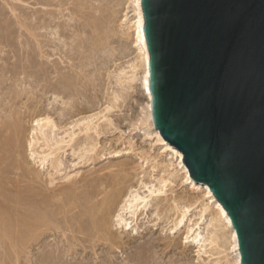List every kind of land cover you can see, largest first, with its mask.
<instances>
[{
    "label": "rangeland",
    "instance_id": "rangeland-1",
    "mask_svg": "<svg viewBox=\"0 0 264 264\" xmlns=\"http://www.w3.org/2000/svg\"><path fill=\"white\" fill-rule=\"evenodd\" d=\"M82 5L84 7H81ZM126 5L128 6V0H80V2L78 0H75V2L74 0H0V121L4 119L6 120L4 122L1 121V124L7 122L8 119H10L9 115L15 113L18 118L17 120L21 121L20 124L22 125L23 130L27 133L30 128L29 120H31L30 118L32 116L36 117L37 115L38 117L39 115V117H43V115H48L51 119H53L52 121H54V123H56L59 128L64 126L63 129L66 130L67 128H69L68 123H71V121H74L81 116L97 114V112L101 113L97 115L96 120H94V123L98 124V134L95 137L94 135H92V137L94 138V142L96 143L95 149L97 150H95L96 152L94 151L95 154L93 153L94 160L92 159L91 161H87L83 158V160L79 158L81 155V153H79V149L82 147L84 141V137L82 135H79V137L73 144L75 147L65 148L66 151H64L61 155L62 164L59 170L60 173H58V175L53 174L48 168V165H44L43 169L37 168V166L34 165L29 159V157H26L27 153L23 152L25 150H20L21 152L19 151V156L17 155V157H15L12 155V157H9V160L7 159L5 165L2 166L5 167V173L7 175L5 176L6 179H11L10 181L7 180L8 182H10L8 183V186L14 184L12 187L16 189L15 185L18 184L21 187L17 188V192L18 194H20L21 198L24 199V202L32 201L31 204L33 202H35L36 204V201L39 200L41 201L40 204L46 205V210L51 207L47 212L49 214L53 213L54 215L58 210V207L60 209L63 206L62 204H64V202L66 204L68 200L67 196L71 192L76 194V192L79 191L76 195H81L82 197L81 193L84 191V189L87 190V187L89 190L92 189L96 186L97 182L100 181V179V182L107 180L105 178L107 175H109L108 173L111 172L115 174V172L117 173L119 171V168L117 167L122 166V168H120L122 170L117 173L118 175H120V177L122 174V177H126L127 175V177L125 178L128 180L125 181V185L127 184V186H135L138 179L143 180V182H145L146 184L150 182L155 185L156 179H158V177H160L161 175L166 176L170 173L173 175V178L175 180L173 182V185L171 187H168L167 190L172 189V195H182V198H193V200L196 201V203H194V205L189 209L187 219H191L195 222L198 218L197 211L200 208V204L203 203L208 205L209 210H207L206 214L203 217V220L199 223L200 231H202L201 229H203L204 232V226H206L204 223L207 224L209 216L208 213L213 212L212 200L206 197L207 195H205L204 188H202L201 185H199L192 179L187 182L181 180L184 175L177 165L178 159H176V157H174L169 151L167 152V150L164 149L161 143L156 141L154 129L148 124H144V122L142 121L141 118H143L144 116V111L142 109L144 107V102H146V96L143 93V90H141L142 88L139 86V83L133 82L130 85L126 84V86L124 83L120 85L117 83L119 78H125V76H122L124 73L129 74L128 66L131 62L135 61V57L137 56V49L133 45L134 43L132 42V37L128 35L126 31L125 26H127V21H124L125 19L123 20V15L126 14L127 19H131L130 16L132 15V13L129 12L131 11L130 7L128 8ZM81 8L82 10H80ZM108 8L110 9L111 13L109 12ZM79 10L81 12H79ZM79 13L81 16L79 15ZM59 14L61 16H58ZM72 14H74L75 16L73 17ZM105 14L109 15L106 16ZM82 15L84 16L82 17ZM91 16L95 17V19L97 20H95ZM69 17H73L72 20ZM99 17L100 23L98 24ZM92 18L99 26H102L100 25L101 22H105L103 24L105 26L103 27L106 28V36L108 38L110 37L109 40L106 39L107 42H109L107 45L108 47H106L107 49H109V55L111 54L110 57L109 55L108 57L107 55L103 56L104 54L100 51L98 52L99 54L95 53V57L92 56L93 53L89 54L93 52L94 49H92V45H90L91 48L89 46L90 39H92L90 37L91 26H89V19ZM54 19H57L58 21ZM69 19L70 22L72 21L71 23H68ZM41 20L43 21V23L41 22ZM109 21L112 24L109 25ZM65 24L68 26H65ZM29 26L30 28L33 27L32 29L37 28L36 30L38 33L35 32L37 36L36 40H39V42L41 43L40 44L38 42V45H40L39 47L41 49L38 48V46L35 44V40H33L30 36L28 32V30H30ZM57 27L59 28L57 29ZM56 29L57 33L54 32L55 35H52L54 34L53 30L56 31ZM63 29L67 32H64ZM108 30L109 32H107ZM58 31L60 32L61 36H59ZM110 31H113V35L110 34ZM124 34L127 36H125ZM67 35L68 37H66ZM53 36H55L56 39L58 37L59 40L57 39L58 41H56V39H54L55 37L53 38ZM60 42L62 43L60 44ZM77 42H79L78 46ZM90 43L92 44V42ZM63 44L67 45V47H64ZM61 45L63 46V48ZM68 47L69 49H71L67 53V51L65 50H68ZM72 47H75L77 51ZM39 49L41 51H38ZM39 52H42V54L45 53V55L42 57V54H40ZM87 53L89 54L90 58L87 57ZM67 54H70L71 59H69L70 57ZM66 55L67 57H65ZM85 57H87L88 59L86 58V60ZM92 57L94 59H92L94 62H90ZM105 57H107V59H105ZM86 61H88V64ZM81 63L84 64L82 65ZM89 64L91 66H87ZM85 68L88 71L86 73L88 75L85 74ZM96 68L97 70H95ZM58 71H60V73ZM91 74L93 76L91 77L94 78L93 80H95V82L93 81L95 85H91V81L89 84H86V81L89 82L88 77L90 79L89 75ZM61 77L66 79L64 80ZM71 82L72 85H74L75 83L76 84L74 86H70ZM91 86H93V88ZM17 91L18 94L21 92L22 94H19V96L17 94V96L20 98L17 99L18 97H15L17 99L16 100L12 96H15V92ZM53 91L54 93H52ZM115 93L118 94L121 98H119L116 103L112 102L111 109H109V111H106L105 107L107 105L108 99L111 100V97L113 96L112 94ZM69 100L72 104L69 103ZM63 103L67 104L66 107L63 105ZM72 105L74 106L73 108L75 110L73 108L72 110L71 108L68 109ZM61 108L63 109L61 110ZM73 111H75L76 113ZM2 115H5L7 119ZM105 121H107L108 123ZM25 132L24 134H26ZM16 160L22 162L20 163L18 161V164L15 163L17 162ZM22 163L24 166L22 165ZM12 164L13 166H11ZM28 167L29 170H25ZM36 170L37 172H35ZM26 171L30 172L28 175L34 172L32 173L33 175L31 174L34 179L35 173L37 174L39 172L37 176L40 174V176L38 177L40 180L38 179L37 181L35 179V181L33 179L31 181L30 179H32V176L29 179H26L28 176L26 175ZM73 173H78L77 178L73 180V182L75 181L74 183H76L77 181L78 185L74 183L72 184L71 181L65 182V184L60 180L62 177H64V175L66 176ZM49 174L52 175V178L54 180L52 185H49L47 183L49 182ZM174 175L177 176V178H175ZM102 177L104 180L102 179ZM20 178L23 180H20ZM96 178L100 179L98 180ZM12 180L14 182H12ZM23 181H25L27 184ZM82 181L83 183H81ZM18 182L21 184H19ZM35 182L38 184H36ZM29 183H34V187H31L32 189L29 188L32 185H28ZM63 183L65 185H67L68 183L69 186H64ZM62 185L64 186V188L62 187ZM81 185L82 190L79 189ZM41 187L43 188L41 189ZM33 189H35V192ZM44 189L45 191H43ZM63 191L64 194L62 193ZM66 191H68L69 194L65 193ZM34 194L37 200L33 196ZM167 194L168 196H170L169 192ZM61 195L64 196L60 197ZM44 197L46 198V200H44ZM60 198H63L64 201L60 200ZM27 199L29 200L27 201ZM57 201L59 203H57ZM48 203L50 206L47 207ZM55 205H57L58 207L56 206L57 208H55ZM70 215L68 217L66 216L67 219L66 217L63 218L60 215H58L59 217L57 216L58 218H60L59 222L61 223H58L57 225L58 228L56 230L58 235L55 234V231H49L50 233L47 231V234L42 233L41 235L43 236H39L36 242L28 244L29 246H26L27 248L23 247V249L25 248L24 251L22 250L23 252L20 250L22 248H19L17 250L16 254L18 253L17 255L19 257L13 253L14 250H12L10 243H8V240L3 241L0 239L2 241H0V264H211L212 260L214 261V259L216 260L217 258L220 259L219 264H223V262L224 264H231L233 260L231 247H229V238L227 239V236L229 234L226 230L225 232L227 236L225 232L223 233L221 231L223 233H221L223 237H221V244L218 247V249H220V246H223L221 248L222 251L219 250L222 254H220L219 256L213 255L209 258L211 260L209 261V259H207L208 253H197L198 247H196L195 244H183L182 238H184L185 231L183 225L176 232L174 231V233L171 234V232L168 230V227L171 226V223L169 219V222L166 219L168 216L165 218L164 213L163 215H160L157 221L150 215H146V218L144 219L137 220L136 233L129 235L127 234V232H121V229L117 230V227H115L114 224L111 223L112 221L109 218L104 217L105 219H109L111 221V224L109 223V220H107L108 225H105L106 230L104 228V230L102 231L103 238L101 239V241L100 239L92 240L93 243L87 240V235H84L83 233L84 231L85 233H87V223L86 225H83V220L86 221V218L80 215L79 211L74 213V215ZM78 216H81L79 219L80 221H78ZM58 218H56V221L59 220ZM79 224L81 225V228L83 226L84 228H86L81 229L83 235L79 232ZM21 229L23 230L25 228ZM77 230L79 233L77 232ZM12 231L14 232V230ZM111 234L114 236H112ZM11 235L14 236V233H12ZM110 235L112 237H110ZM104 236L110 237L106 238L108 239V241H106ZM113 240L115 241L113 242ZM112 242L114 244H112ZM207 250L208 247L206 251ZM14 256H16L17 258Z\"/></svg>",
    "mask_w": 264,
    "mask_h": 264
},
{
    "label": "water",
    "instance_id": "water-1",
    "mask_svg": "<svg viewBox=\"0 0 264 264\" xmlns=\"http://www.w3.org/2000/svg\"><path fill=\"white\" fill-rule=\"evenodd\" d=\"M153 125L264 264V0H141Z\"/></svg>",
    "mask_w": 264,
    "mask_h": 264
},
{
    "label": "bare ground",
    "instance_id": "bare-ground-1",
    "mask_svg": "<svg viewBox=\"0 0 264 264\" xmlns=\"http://www.w3.org/2000/svg\"><path fill=\"white\" fill-rule=\"evenodd\" d=\"M35 1V0H34ZM80 2V0H78ZM75 2V0H74ZM37 3V1H36ZM46 3V2H45ZM78 5V4H77ZM79 6V5H78ZM92 6V5H90ZM127 6V5H126ZM81 7H84L83 5ZM100 7V6H99ZM128 8L130 7L129 12L132 13V15L130 16V18H126V14L123 15V20L127 21V26L126 27V31L127 34L130 35L132 37V42L134 43L133 45L136 47V51H137V56L135 57V61L131 62L129 64V74L124 73L122 76H125L124 79H120L118 80V84H122L124 83L125 86L132 84L133 82H138L139 86L142 88L141 90H143V93L146 96V102H144V107H143V118L142 121L144 122V124H148L149 126H151L154 129V134L156 137V141L161 143L164 147L165 150H167V152L169 151L174 157H176V159H178V163L177 165L179 166L180 171H182L183 173V178H181V180L187 182L189 181L191 178L188 174V171L186 169V167L184 166L183 162H182V154L176 150V148H174L173 146H171L170 144H168L167 142H165L161 136L159 135L158 131L155 129L154 125H153V120H152V115H151V108H150V101H151V94L149 92L148 89V74H149V70H148V61H149V55H148V51H147V47L145 44V40H144V34H143V14H142V8H141V0H128ZM93 8V7H92ZM110 8V6H109ZM108 8V9H109ZM86 9V8H85ZM112 9V6H111ZM127 9V8H126ZM77 10V9H76ZM82 10V8L80 9ZM79 10V12H81ZM99 10V9H98ZM116 11V10H115ZM125 11V10H124ZM93 12V11H92ZM110 12V9H109ZM114 12V10H113ZM37 13V12H36ZM59 13V12H58ZM69 13V12H68ZM74 13V12H73ZM77 13V12H76ZM95 13V12H94ZM106 13V12H105ZM111 13V12H110ZM75 14V13H74ZM74 14L73 17L75 16ZM97 14V13H96ZM69 15V14H68ZM80 15V13H79ZM99 15V13H98ZM97 15V16H98ZM106 16L109 14H105ZM116 15V14H115ZM129 15V14H128ZM58 16H61L60 14ZM81 16V15H80ZM84 15H82L83 17ZM87 16V15H86ZM101 16V15H100ZM72 17V18H73ZM81 17V18H82ZM93 17V16H91ZM109 17V16H108ZM111 17V16H110ZM38 18V17H37ZM54 18V17H53ZM65 18V17H64ZM70 18V17H69ZM72 18H70L72 20ZM87 18V17H86ZM95 19V17H93ZM89 19V26H91V32H90V37L92 39H90V42H92V44L89 42V46L92 45V49L93 52L89 53L92 54V56H96L95 53L99 54L98 52L100 51L101 53H103V56L108 57L109 55V49H107V45L109 42H107V40H109V38L106 36V28L103 27L105 25H103L105 22L103 20V23L101 22L99 26L98 24L100 23V17L98 18V24H96L95 20L97 19ZM122 18V17H121ZM34 19V18H33ZM40 19V18H39ZM70 19L68 20V23L70 22ZM77 19V18H76ZM102 19V18H101ZM57 20V19H54ZM79 20V19H78ZM122 20V21H123ZM38 21V20H37ZM58 21V20H57ZM108 21V20H107ZM112 21V20H111ZM41 22L43 23V21L41 20ZM33 23V22H32ZM36 24V23H35ZM34 24V25H35ZM87 24V22H86ZM112 24L109 21V25ZM29 25V24H28ZM27 25V26H28ZM33 25V24H32ZM38 25V24H37ZM46 25V24H45ZM43 25V26H45ZM71 25V24H70ZM76 25V24H75ZM36 26V25H35ZM41 26V25H40ZM49 26V25H48ZM60 26V25H59ZM65 26H68L65 24ZM78 26V25H77ZM88 26V25H87ZM88 26V27H89ZM25 27V26H24ZM37 27V26H36ZM42 27V26H41ZM50 27V26H49ZM55 27V26H54ZM74 27V26H73ZM85 27V26H84ZM102 27V28H101ZM119 27V26H118ZM23 28V27H22ZM26 28V27H25ZM30 28V26H29ZM28 28V29H29ZM33 27L30 28V30H28L30 36L32 37L33 40H35V44L38 46V48H40L38 45L40 42L39 40H36V33L37 32V28L32 29ZM39 28V27H38ZM56 28V27H55ZM59 27H57L58 29ZM64 28V27H63ZM67 28V27H66ZM76 28V27H75ZM80 28V27H79ZM44 29V28H43ZM42 29V30H43ZM57 29L56 31L53 30V33L56 32L57 33ZM68 29V28H67ZM72 29V27H71ZM86 29V28H85ZM89 29V30H90ZM47 30V29H45ZM52 30V29H51ZM69 30V29H68ZM111 30V28H110ZM62 31V30H61ZM64 31V29H63ZM59 32V31H58ZM67 32V31H64ZM73 32V31H72ZM109 32V30L107 31ZM112 34L113 31H110ZM38 33V32H37ZM49 33V32H48ZM62 33V32H61ZM52 34V33H50ZM63 34V33H62ZM66 34V33H65ZM75 34V33H74ZM78 34V32H77ZM28 35V34H27ZM43 35V34H42ZM52 35H55L52 34ZM57 35V34H56ZM70 35V34H69ZM85 35V34H84ZM88 35V34H87ZM102 37H101V36ZM113 35V34H112ZM125 35V34H124ZM59 36L60 32H59ZM75 36V35H74ZM77 36V35H76ZM127 36V35H125ZM29 37V36H28ZM30 37V39H31ZM41 37V36H40ZM39 37V38H40ZM52 37V36H51ZM55 36H53L54 38ZM68 37V35L66 36ZM87 37V36H86ZM78 38V37H77ZM38 39V38H37ZM46 39V38H45ZM56 39V37L54 38ZM58 39V37H57ZM56 39V41H58ZM67 39V38H66ZM73 39V36H72ZM107 39V40H106ZM42 40V39H41ZM53 40V39H52ZM92 40V41H91ZM48 41V40H47ZM50 41V40H49ZM65 41V40H64ZM76 41V40H75ZM85 41V40H84ZM34 42V41H33ZM39 42V43H38ZM69 42V41H68ZM71 42V41H70ZM74 42V40H73ZM86 42H87V38H86ZM62 42H60L61 44ZM65 43V42H64ZM76 43V42H75ZM83 43V42H82ZM41 44V43H40ZM46 44V43H45ZM68 44V43H66ZM79 42H77V46H78ZM86 44V43H85ZM35 45V47H36ZM44 45V44H43ZM47 45V44H46ZM64 47L67 45L63 44ZM81 45V44H80ZM30 46V44H29ZM62 46V45H61ZM69 46V45H68ZM76 46V45H75ZM76 46V47H77ZM85 46V45H84ZM83 46V47H84ZM107 46V47H106ZM43 47V46H42ZM34 48V47H33ZM63 48V46H62ZM75 49V47H72ZM86 48V47H85ZM91 48V46H90ZM89 48V49H90ZM36 49V48H35ZM41 49V48H40ZM38 51H41V50ZM71 49V48H70ZM69 47L67 51V53L69 52ZM113 49V48H112ZM37 50V49H36ZM60 50V49H59ZM76 50V49H75ZM79 50V49H78ZM91 50V49H90ZM32 51V49H31ZM63 51V50H62ZM64 51V52H65ZM72 51V50H71ZM77 51V50H76ZM82 51V50H81ZM113 51V50H112ZM43 52V51H42ZM42 52H39L40 54H42ZM83 52V51H82ZM85 52V51H84ZM114 52V51H113ZM35 53V52H34ZM33 53V54H34ZM38 53V54H39ZM36 54V53H35ZM59 54V53H58ZM66 54V53H65ZM89 54L87 53V57L90 58ZM95 54V55H94ZM45 55L42 54V57ZM63 55V54H62ZM70 57V54H67ZM67 55L65 57H67ZM83 55V54H82ZM111 55V54H110ZM109 55V57H110ZM34 56V55H33ZM64 56V55H63ZM73 56V55H72ZM84 56V55H83ZM82 56V57H83ZM101 56V55H100ZM98 56V57H100ZM40 57V56H39ZM47 57V55H46ZM85 57V59L87 58ZM107 57H105V59H107ZM38 58V57H37ZM84 58V57H83ZM104 58V57H102ZM33 59V58H31ZM43 59V58H42ZM65 59V58H64ZM71 59V57L69 58ZM74 59V58H73ZM79 59V58H78ZM88 59V58H87ZM86 59V60H87ZM93 57L91 58L90 62H94ZM101 59V58H100ZM134 59V58H133ZM84 60V59H83ZM96 60V59H95ZM35 61V60H33ZM38 61V60H36ZM42 61V60H41ZM44 61V60H43ZM69 62V61H68ZM85 62V61H84ZM88 64V61H86ZM99 62V60H98ZM135 62V63H134ZM82 64V63H81ZM84 64V63H83ZM82 64V65H83ZM71 65V64H70ZM94 65V64H93ZM87 66H91L90 64ZM70 67V66H69ZM72 68V67H71ZM87 68V67H86ZM85 68V70H86ZM98 68V67H97ZM97 68L95 70H97ZM71 70V69H70ZM83 70V69H82ZM81 70V71H82ZM75 71V70H74ZM80 71V70H78ZM57 72V70H56ZM60 73V71H58ZM73 72V71H72ZM88 71H85V74ZM121 72V70H120ZM118 72V73H120ZM93 73V72H92ZM55 74V73H54ZM75 74V73H74ZM78 74V73H77ZM82 74V73H81ZM84 74V75H85ZM95 74V73H94ZM97 74V73H96ZM122 74V73H121ZM57 75V73H56ZM79 75V74H78ZM88 75V74H86ZM85 75V76H86ZM75 76V75H74ZM73 76V77H74ZM80 76V75H79ZM90 79L88 77V81H86V84L90 83L91 81V85H93V81L95 82V80H93L94 78H92V74L89 75ZM92 76V77H91ZM108 76V75H107ZM65 77V76H64ZM72 77V78H73ZM77 77V75H76ZM83 77V75H82ZM62 79H66L61 77ZM92 78V79H91ZM107 78V77H106ZM61 79V80H62ZM80 79V78H79ZM145 79H147V85H145ZM70 80V77H69ZM72 81V80H71ZM74 81V80H73ZM63 82V81H62ZM67 83V82H66ZM116 83V82H115ZM116 83V84H117ZM65 84V83H64ZM63 84V85H64ZM69 84V83H68ZM76 84V83H75ZM74 84V85H75ZM70 85V84H69ZM71 85L70 86H74ZM95 85V84H94ZM77 86V85H76ZM16 87V86H15ZM93 88V86H91ZM53 88V87H52ZM127 88V87H126ZM24 89V88H23ZM22 89V90H23ZM16 90V89H15ZM54 90V89H53ZM25 91V90H24ZM28 92V91H27ZM115 92V91H114ZM16 95L12 96L14 97V99H16L19 94L18 91L15 92ZM54 93V91L52 92ZM119 93V92H118ZM18 94V96H17ZM143 94V95H144ZM113 96L111 97V100L108 99L107 105L105 107L106 111H109V109H111V103L114 102L116 103L117 100H119V98H121L118 94H112ZM16 97V98H15ZM20 97H18L17 99H19ZM16 99V100H17ZM13 100V98H12ZM11 100V101H12ZM122 100V99H121ZM54 101V100H53ZM9 102V101H8ZM12 103V102H11ZM10 103V104H11ZM67 103V102H66ZM70 103V100H69ZM68 104V103H67ZM67 104L63 105L66 107ZM72 104V103H70ZM10 106V105H8ZM62 106V107H64ZM12 107V106H11ZM74 106L72 105L71 107H67L68 109L73 108ZM76 107V106H75ZM141 107V108H142ZM63 108H61L62 110ZM74 109V108H73ZM8 110V109H7ZM67 110V109H66ZM75 110V109H74ZM78 111V109H77ZM3 112V111H2ZM10 112V111H9ZM64 112V110H63ZM75 112V111H73ZM11 113V112H10ZM17 113V111H16ZM66 113V112H65ZM76 113V112H75ZM3 114V113H2ZM6 114V113H5ZM8 114V113H7ZM81 114V111H80ZM79 114V115H80ZM101 113L97 112V114H91V115H84L79 117L78 119L71 121V123L69 124V128H67L66 130H64V126L63 127H58L56 125V123H54V121H52L53 119H51L48 115H43L39 117H31L29 120L30 122V128L27 131V133L23 130L22 125L20 124L21 121H18L17 116L15 113H12V115H9L10 119H8L7 122L2 123L1 121H6L1 120L0 121V239L1 240H8L7 242L10 243V246L12 248V250H14V254H16L17 250L19 248L21 251L25 248H27L26 246H29L28 244H31L32 242H36V240L38 239L39 236H43L41 235L42 233H46L47 231L52 232L55 231V234H57V225L58 223H60V218H58L60 215L61 217L65 218L68 214H73L78 212L80 213V215H82L83 217L86 218V221H84L83 225H86L87 223V233H85V231L83 232L84 235H87V240L91 241V243H93L92 240L95 239H101L103 238V230L106 227L105 225L107 224V220H109V223L111 222L112 224H114L115 227H117V230L121 229V232H127V234H135L137 229H136V222L137 220H141L146 218V215H150L151 217H153V219H159L160 215H163V213L165 214V218L168 220H170L171 226H169L168 230L172 233H174V231L176 232L182 225L184 227V238L183 239V244H195L196 247H198V251L197 253L203 252L204 254L208 253L207 255V259H209L210 257H212L213 255L219 256L221 253V248L223 247L222 245L220 246V249H218L219 245L221 244V237L222 234L225 232V230L227 231V233L229 234L227 236L226 232V236L227 239L229 238V242H230V246L231 247V252L233 254V260L231 264H239V251H238V246H237V239H236V235H235V231L233 230V227L231 225L230 219L227 216L226 211L223 209V207L215 200V198L213 197V195L211 194L209 188L207 185H203L198 183L199 185L202 186V188H204L205 190V195H207V198H210L212 200L213 203V212H209L208 213V220H207V224L204 223L206 226H204V232L203 229H201L202 231H200V227H199V223L203 220L204 215L206 214L207 210H209L208 205L201 203L200 204V208L197 211V219L196 221H192L191 219H187V214L189 212V209L194 205V203H196V201L193 200V198H182V195H172V189L167 190L168 187H171L173 185L174 182V178L172 174H164L166 176L161 175L160 177H158V179H156V184L153 185L152 183H148L146 184L145 182H143V180H137L136 181V185L135 186H127V184L125 185V181H128L127 179H125L127 177H121L120 175H118L117 173L120 172L122 169L121 167H117L119 168L118 172L115 174L114 173H108L109 175L108 178L106 176L104 180L103 177L102 179L104 181H101V177L99 178L100 181L97 182L95 187H91L92 189H88V187L86 188L87 190H85L81 193V195H76L78 194L79 191L75 193L71 192L69 194L68 191H66L65 195L67 196V202L65 204H62L63 206L59 209V207L57 205H55V208L58 207V210L55 212V214L53 215V213L49 214L47 211L50 210V208H48L47 210L45 209L46 205L44 204H40L41 201H36L37 203L35 204V202H33L31 204V202H24L23 198H21L20 194H18L17 192V188L21 187L18 184L16 186V189H14L12 186L14 185H9L11 187L8 186V181H10L11 179H6L5 176V167H2L3 165H5V163L7 162V159L9 160V157L15 156L17 157V155L19 154V151L21 150H25L23 152L27 153L26 157H29V159L32 161V163L34 165L37 166V168L43 169L44 165H48V168L50 169V171L53 174H57L60 173V167L62 164L61 161V155L65 150V148H72L75 147L73 144L75 143V141L77 140V138L79 137V135H82L84 137V141L82 144V147L79 149V153H81L80 155V159L81 160H89L91 161L94 158V151L96 150V143L94 142V138L92 137V135H94V137L98 134V124L94 123V120H96L97 115H99ZM73 115V114H72ZM4 118L6 117L5 115H2ZM78 116V115H77ZM104 116V115H103ZM21 118V117H20ZM7 119V117H6ZM107 122V121H105ZM108 123V122H107ZM110 124V123H109ZM143 124V123H142ZM68 126V125H67ZM24 132L26 134H24ZM60 132V133H59ZM26 136V137H25ZM79 146V145H78ZM20 151V152H21ZM72 151V149H71ZM97 151V150H96ZM95 151V152H96ZM75 152V151H74ZM78 152V151H77ZM94 153V154H93ZM22 154V153H21ZM19 156V155H18ZM24 156V155H23ZM25 157V156H24ZM21 158V157H18ZM83 158V159H82ZM12 159V158H10ZM17 159V158H16ZM24 160V159H23ZM94 160V159H93ZM15 161V160H14ZM17 161V160H16ZM19 161V160H18ZM15 162V163H18ZM25 161V160H24ZM11 162V160H10ZM20 162V161H19ZM22 162V161H21ZM20 162V163H21ZM24 163V162H23ZM22 163V165H23ZM11 164V163H9ZM8 164V165H9ZM14 164V163H13ZM13 164L11 166H13ZM19 164V163H18ZM17 164V165H18ZM28 164V163H27ZM122 165V164H121ZM10 166V167H11ZM16 166V164H15ZM14 166V167H15ZM19 166V165H18ZM17 166V167H18ZM24 166V165H23ZM45 166V167H46ZM120 166V164H119ZM124 166V165H123ZM20 167V166H19ZM31 167V166H30ZM13 168V167H12ZM116 168V169H117ZM19 169V168H18ZM23 169V168H22ZM33 169V168H31ZM11 170V169H10ZM15 170V169H14ZM25 170H29V167ZM124 170V169H123ZM7 171V169H6ZM20 171V170H19ZM33 171V170H32ZM24 172V171H23ZM27 172V171H26ZM37 172V170L35 171ZM30 172L28 171L26 175H28ZM34 173V172H32ZM31 173V174H32ZM39 173V172H38ZM37 173V174H38ZM8 174V172H7ZM15 174V173H14ZM25 174V173H24ZM28 175L26 179H29L32 175ZM37 174L35 173L34 177L35 179L38 181V177L40 176V174L37 176ZM77 174L78 173H73L70 175H64V177H62L60 180L62 182H70L73 184V180H75L77 178ZM174 174V173H173ZM171 175V176H170ZM9 176V175H8ZM23 176V175H22ZM49 182H47L49 185H52L53 183V178L52 175L49 174ZM175 176V175H174ZM32 179H30L31 181L34 179L33 176L31 177ZM175 178H177V176H175ZM19 179V178H18ZM16 179V180H18ZM34 179V180H35ZM98 179V178H96ZM98 179V180H99ZM8 180V181H7ZM15 180V181H16ZM20 180H23L20 178ZM35 180V181H36ZM40 180V179H39ZM82 180V179H81ZM30 181V182H31ZM80 181V180H78ZM85 181V180H84ZM89 181V179H88ZM92 181V180H91ZM94 181V180H93ZM12 182H14L12 180ZM25 182V181H23ZM34 182V181H33ZM16 183V182H15ZM19 183V182H18ZM26 183V182H25ZM36 183V182H35ZM63 183L64 186H69L68 183L67 185H65ZM83 183V181L81 182ZM92 183V182H91ZM127 183V182H126ZM129 183V182H128ZM12 184V183H11ZM21 184V183H19ZM27 184V183H26ZM32 184L29 188L32 189L31 187H34V183H29L28 185ZM38 184V183H36ZM77 184V181L76 183ZM87 184V182H86ZM83 184V185H86ZM130 184V183H129ZM48 185V187H49ZM62 185V187L64 188V186ZM71 185V184H70ZM78 185V184H77ZM92 185V184H91ZM36 186V185H35ZM39 186V185H38ZM23 187V186H22ZM25 187V186H24ZM37 187V186H36ZM40 187V186H39ZM47 187V186H46ZM82 185L79 187L80 190ZM28 188V187H27ZM26 188V189H27ZM43 187H41L42 189ZM62 188V189H63ZM90 188V187H89ZM40 189V188H39ZM61 189V187H60ZM66 189V187H65ZM70 189V187H69ZM78 189V188H77ZM19 190V189H18ZM25 190V189H23ZM29 190V189H28ZM35 192V189H33ZM53 190V189H51ZM22 191V190H21ZM45 191V189L43 190ZM56 191V190H54ZM31 192V190H30ZM33 192V191H32ZM41 192V191H40ZM48 192V190H47ZM75 192V191H74ZM169 195L168 196V193ZM64 194V191L62 192ZM26 194V192H25ZM31 194V193H30ZM38 194V193H37ZM55 194V193H53ZM80 194V193H79ZM22 195V194H21ZM32 195V194H31ZM48 195V194H47ZM46 195V197H47ZM23 196V195H22ZM28 196V195H27ZM35 197V194L33 195ZM43 196V195H42ZM64 196V195H63ZM62 195L60 197H63ZM80 196V197H79ZM45 198V197H44ZM43 198V199H44ZM51 198V195H50ZM36 199V197H35ZM34 199V200H35ZM42 199V200H43ZM55 199V198H54ZM57 199V197H56ZM65 199V198H64ZM29 199H27L28 201ZM33 200V199H32ZM37 200V199H36ZM46 200V198L44 199ZM60 200H63V198H60ZM197 200V199H196ZM64 201V200H63ZM62 201V202H63ZM50 202V201H49ZM44 203V202H43ZM54 203V202H51ZM56 203V202H55ZM57 203H59L57 201ZM35 204V205H34ZM47 204V203H46ZM53 205V204H52ZM51 205V206H52ZM50 206L49 203L47 205V207ZM57 206V207H56ZM54 207V206H53ZM52 207V209H53ZM54 208V209H55ZM56 210V209H55ZM76 210V212H75ZM78 210V211H77ZM53 211V210H52ZM74 211V212H72ZM68 215V216H69ZM58 216V217H57ZM67 216V217H68ZM71 216V215H70ZM77 216V215H76ZM143 216V217H142ZM66 217V219H67ZM79 217V218H78ZM78 221H80V217L78 216ZM109 218V219H105V218ZM162 217V216H161ZM56 218H58L59 220L56 221ZM71 219V218H70ZM106 222H105V220ZM161 219V218H160ZM165 219V220H166ZM72 220V219H71ZM168 220V222H169ZM65 221V220H64ZM77 221V219H76ZM75 221V222H76ZM62 222V221H61ZM68 222V221H67ZM70 222V220H69ZM73 222V221H72ZM80 222V223H81ZM110 223V224H111ZM61 224V223H60ZM59 224V225H60ZM67 224V223H66ZM76 224V223H75ZM168 224V223H167ZM64 225V224H63ZM80 225V224H79ZM108 225V224H107ZM169 225V224H168ZM61 226V225H60ZM59 226V228H60ZM69 226V225H67ZM74 226V225H73ZM112 227V226H110ZM21 228H25V229H21ZM63 228V227H62ZM61 228V229H62ZM75 228V227H74ZM84 226L81 228L80 225V234L83 235L81 229H83ZM72 229V228H71ZM86 229V228H84ZM110 229V228H109ZM116 229V228H115ZM14 230V232L12 231ZM24 232H22V231ZM106 230V228H105ZM12 231V232H11ZM70 231V230H69ZM110 231V230H109ZM223 233H222V232ZM49 232V233H50ZM59 232V231H58ZM78 232V230H77ZM78 232V233H79ZM14 233V236H12L11 234ZM65 233V232H64ZM77 233V234H78ZM102 233V234H101ZM111 233V232H109ZM222 233V234H221ZM54 234V236H55ZM73 234V233H72ZM105 234V233H104ZM115 234V233H114ZM224 234V235H225ZM50 235V234H49ZM53 235V234H52ZM51 235V236H52ZM58 235V234H57ZM66 235V234H65ZM75 235V234H74ZM79 235V234H78ZM106 235V234H105ZM112 235V234H111ZM114 236V235H112ZM46 236V235H45ZM81 236V235H80ZM63 237V236H61ZM65 237V236H64ZM108 236H104V238H110ZM119 237V236H118ZM116 237V238H118ZM74 238V237H73ZM115 239V238H114ZM120 239V238H118ZM0 240V241H1ZM42 240V239H41ZM40 240V241H41ZM55 240V239H54ZM224 240V239H223ZM226 240V239H225ZM78 241V240H77ZM86 241V239H85ZM97 241V240H96ZM104 241V240H103ZM106 241H108V239H106ZM110 241V240H109ZM112 241V240H111ZM115 240H113L114 242ZM120 241V240H119ZM228 241V240H227ZM2 242V241H1ZM88 242V241H87ZM99 242V241H98ZM112 242V244H114ZM117 242V239H116ZM6 243V242H5ZM90 243V244H91ZM95 243V242H94ZM110 243V242H109ZM108 243V244H109ZM119 243V242H118ZM224 243V242H223ZM34 244V243H33ZM111 244V243H110ZM120 244V243H119ZM148 244V243H147ZM226 244V243H225ZM229 244V243H228ZM1 246V245H0ZM112 246V245H111ZM4 247V245H3ZM23 247H25L23 249ZM56 247V246H55ZM208 247V252L206 251ZM226 248V247H225ZM8 249V248H7ZM221 250V251H219ZM230 250V249H229ZM22 251V252H23ZM224 251V250H223ZM9 252V251H8ZM19 252V251H18ZM109 253V252H108ZM18 254V253H17ZM16 254V255H17ZM20 255V254H19ZM18 256V255H17ZM16 257V256H14ZM19 257V256H18ZM17 258V257H16ZM222 258V257H221ZM209 261H211L209 259ZM208 261V262H209ZM227 261V260H226ZM225 261V263H226ZM230 261V260H229ZM213 262V263H212ZM211 264H219L220 259L217 258L216 260L214 259V261L212 260ZM230 263V262H229ZM207 264V263H206ZM224 264V262H223Z\"/></svg>",
    "mask_w": 264,
    "mask_h": 264
},
{
    "label": "snow or ice",
    "instance_id": "snow-or-ice-1",
    "mask_svg": "<svg viewBox=\"0 0 264 264\" xmlns=\"http://www.w3.org/2000/svg\"><path fill=\"white\" fill-rule=\"evenodd\" d=\"M145 85H147V79H145Z\"/></svg>",
    "mask_w": 264,
    "mask_h": 264
}]
</instances>
